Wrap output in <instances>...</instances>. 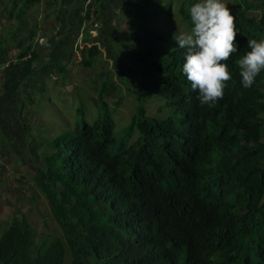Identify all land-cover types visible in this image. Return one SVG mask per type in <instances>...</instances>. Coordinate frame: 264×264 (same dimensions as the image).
Segmentation results:
<instances>
[{"label":"trees","instance_id":"trees-1","mask_svg":"<svg viewBox=\"0 0 264 264\" xmlns=\"http://www.w3.org/2000/svg\"><path fill=\"white\" fill-rule=\"evenodd\" d=\"M41 1L8 0L6 12L0 5V21L17 11L16 22L33 27L15 44L18 59L4 66L13 80L20 67L26 83L36 79L34 63L49 67L33 47L39 29L28 17ZM195 2L136 0L126 33L132 42L124 48L130 58L119 77L108 64L94 67L100 54L96 44L80 63H75L76 52L68 54V63L94 73L91 88L100 113L92 124L63 129L54 137H32L34 146L27 150L33 172H25L24 183L46 200L58 232L38 237L25 217H13L0 234V264H65L66 259L69 264H264V71L245 89L235 63L250 50L248 40L264 39V0H241L230 8L237 32V52L227 61L232 78L223 99L203 106L182 73L185 50L174 40L181 33L178 23L190 30L188 8ZM80 4V24L92 27L94 0L87 8L84 0ZM124 56H116L112 67L118 69ZM70 66L52 71L61 81ZM132 66L137 97L127 87ZM106 74L107 82L98 84ZM39 91L56 94L46 83ZM118 91L130 110L119 141L103 102L111 96L120 102ZM141 94L159 101L156 115L146 108L148 102L143 105ZM164 109L171 116L160 118ZM16 178L0 187L23 198L29 189Z\"/></svg>","mask_w":264,"mask_h":264},{"label":"crops","instance_id":"crops-1","mask_svg":"<svg viewBox=\"0 0 264 264\" xmlns=\"http://www.w3.org/2000/svg\"><path fill=\"white\" fill-rule=\"evenodd\" d=\"M80 1L42 0L30 9L28 17L39 29L33 47L36 48L37 53L41 52L44 55L43 61L49 65L47 70L41 68L42 63L32 65L31 70H34L35 74L38 72L32 83H26L27 73L23 67L14 70L16 77L13 80L12 75H8L11 73H7L9 71L5 73L4 66L7 62L18 59L19 53L15 44L23 41L22 38L29 34L33 27L14 22L12 17L0 21V45L4 48V52L0 53V176L2 177L10 176L11 173L17 176L19 173L21 178H25L24 169L29 170L30 161L27 147L34 146L31 142L32 137L38 140L42 136L44 126L47 130L50 129V124L46 121L48 116L45 113H38V108L36 110L35 106L38 105L42 94L39 91L41 85L46 83V87L55 90V93L66 86L56 89L59 88L56 82L59 83L60 80L52 70L60 65H73L67 62L72 56L68 54L77 53L84 47L87 51V48L95 44L100 51L97 57L105 61L102 64L107 63L112 66L116 56L114 48L108 44L105 36L119 42L122 34L132 29L131 18L136 14V0H94L93 11L90 10L89 15H95L97 18L92 27L80 24ZM1 7L2 11H7L6 6ZM50 26H53V29L49 35L42 36ZM104 51L111 53L109 54L112 56L111 60L109 57L105 58ZM23 73L26 74L22 75ZM52 101L53 99H50L49 103L53 104ZM45 103L43 102V106H46ZM12 155L16 159L12 158ZM10 161H13L12 164L22 163L24 169H12V167L9 169ZM11 169L14 172H8Z\"/></svg>","mask_w":264,"mask_h":264},{"label":"rangeland","instance_id":"rangeland-1","mask_svg":"<svg viewBox=\"0 0 264 264\" xmlns=\"http://www.w3.org/2000/svg\"><path fill=\"white\" fill-rule=\"evenodd\" d=\"M223 3H225L229 10L233 5V8L235 4L240 5L239 2L241 0H222ZM8 3V0H0V5H5ZM236 6V7H237ZM151 7V6H150ZM173 15L176 17L177 14L173 13ZM13 16V17H12ZM12 17L13 21H18L17 19V11H11L8 14V18ZM164 23H168L167 19H163ZM175 27V25H174ZM177 29L180 32H185V28L181 23H178ZM127 33V32H126ZM122 36L120 38L119 42H115L113 39H111L109 36H105L107 38L108 44L114 48L115 56H121L123 53L126 55V57H122L119 68L115 69V67H112L108 64L107 67H109V71H114V74H116V77L120 76V71L125 67L126 61L130 58V55L124 50V48H127L125 45L126 41H130L131 35L128 33ZM110 38V39H109ZM135 49V48H134ZM105 52V58L109 57L110 60L112 59V56H109V54L106 51ZM87 54V51H85V47L83 50L78 51L74 58L76 59V63H80V59L82 60V55ZM97 60V61H96ZM94 61V60H93ZM96 63L94 62V67H99V62H105L102 58L97 57L95 59ZM107 63L103 64V66H106ZM91 70V68H89ZM65 72L68 77L64 74V79L61 76V81H59L60 86L59 88L56 87L57 90L61 88V85L64 83L62 81H66V86L61 89L60 92L53 95V98L50 97L47 93H42L41 97L39 99L38 105H36V110L38 113L43 114L45 113L47 117V122L50 124V130H45V128L42 129V133L44 135H52L53 137L58 135L63 129H74L76 127H81L84 122L92 124L99 116L100 108L98 103L96 102L97 94H93L92 92V81L95 79V75L93 72H90L89 70L85 69L82 65H71L70 67L65 68ZM109 78V75H101L100 80L98 84H103L107 82ZM128 90L132 93H134L137 97L136 92V66H132V70L130 72V75L128 77ZM110 84V83H109ZM134 84V85H133ZM133 85V87H132ZM58 86V84H57ZM92 86V88H91ZM119 88L123 91V85L119 86ZM135 90H134V89ZM119 92V96L117 98H121L123 96V99L120 102H117L113 100L115 97L111 96L108 98H103V102L105 103L104 106L106 108V111L110 114L113 122H114V135L116 139L123 140L124 138V129L130 122V110L128 109V99L125 97V95L121 92ZM127 92H125L126 94ZM117 92L115 91L116 95ZM139 97L142 98L143 105L145 102L147 103V109L152 115H156L155 110L157 108V102H159L155 98H148L146 94H141ZM130 98L137 104V101L135 97L130 94ZM53 99V104L51 105L49 103V100ZM43 102H46L47 109H44ZM163 102V101H162ZM171 111L169 109H164L163 112L159 113L160 118L162 117H168L166 116ZM162 115V116H161ZM128 118V119H127ZM138 133L136 132V137ZM135 136H132V140L136 138ZM12 158L16 159L15 156L12 155ZM1 161L2 158H1ZM18 161V160H17ZM13 161H10L8 166L9 169L18 168L21 164L20 162L12 164ZM2 163V162H1ZM11 165V166H10ZM10 170L8 172H14L13 170ZM28 173H32V169L29 167V170L24 169ZM9 175V174H8ZM16 175L11 173L10 178H7L5 181L7 183H10L11 180H14ZM4 176L0 178V184H5ZM17 178L21 179L24 183V179L20 177V174H17ZM24 186L29 189V194H27L25 197L21 198L20 195L22 194H15L14 191H11L9 188L4 189V187H0V234L5 230V228L9 225L13 217H18L19 219L22 217H25L29 224L37 229L38 231V237H51V234L53 232H58V228L56 224L53 222V220L50 217V212L48 208V204L46 200L42 197L41 194L38 192H35L34 189H32L30 184L24 183ZM11 186V184H10ZM6 193V195H5ZM35 193L33 201L31 200L32 194ZM31 196V198H30ZM5 199V200H4ZM32 201V202H30ZM12 203V205H11ZM65 264H69V261L66 259Z\"/></svg>","mask_w":264,"mask_h":264},{"label":"clouds","instance_id":"clouds-1","mask_svg":"<svg viewBox=\"0 0 264 264\" xmlns=\"http://www.w3.org/2000/svg\"><path fill=\"white\" fill-rule=\"evenodd\" d=\"M188 16L190 30L174 35L177 47L185 50L182 73L200 105L215 104L232 78L227 61L237 52L234 17L222 0H198L188 8ZM247 47L250 50L235 61L245 89L264 71V39L248 40Z\"/></svg>","mask_w":264,"mask_h":264},{"label":"built area","instance_id":"built-area-1","mask_svg":"<svg viewBox=\"0 0 264 264\" xmlns=\"http://www.w3.org/2000/svg\"><path fill=\"white\" fill-rule=\"evenodd\" d=\"M90 3H91V0H85L84 1V6L87 7V6H89Z\"/></svg>","mask_w":264,"mask_h":264}]
</instances>
